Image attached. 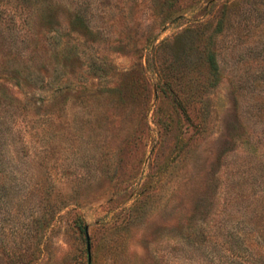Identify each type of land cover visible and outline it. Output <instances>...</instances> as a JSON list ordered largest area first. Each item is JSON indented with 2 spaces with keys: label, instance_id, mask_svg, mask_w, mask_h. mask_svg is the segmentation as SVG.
Here are the masks:
<instances>
[{
  "label": "rangeland",
  "instance_id": "1",
  "mask_svg": "<svg viewBox=\"0 0 264 264\" xmlns=\"http://www.w3.org/2000/svg\"><path fill=\"white\" fill-rule=\"evenodd\" d=\"M87 236L90 264H264V0H0V264Z\"/></svg>",
  "mask_w": 264,
  "mask_h": 264
},
{
  "label": "water",
  "instance_id": "2",
  "mask_svg": "<svg viewBox=\"0 0 264 264\" xmlns=\"http://www.w3.org/2000/svg\"><path fill=\"white\" fill-rule=\"evenodd\" d=\"M86 241H87L88 264H90V241L88 236L86 237Z\"/></svg>",
  "mask_w": 264,
  "mask_h": 264
},
{
  "label": "trees",
  "instance_id": "3",
  "mask_svg": "<svg viewBox=\"0 0 264 264\" xmlns=\"http://www.w3.org/2000/svg\"><path fill=\"white\" fill-rule=\"evenodd\" d=\"M80 228H81L82 230H84V226H80Z\"/></svg>",
  "mask_w": 264,
  "mask_h": 264
}]
</instances>
